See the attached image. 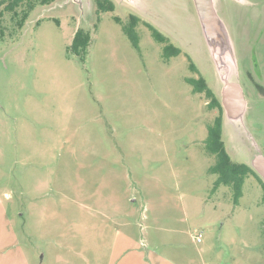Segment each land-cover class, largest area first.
I'll return each mask as SVG.
<instances>
[{"label": "rangeland", "instance_id": "obj_1", "mask_svg": "<svg viewBox=\"0 0 264 264\" xmlns=\"http://www.w3.org/2000/svg\"><path fill=\"white\" fill-rule=\"evenodd\" d=\"M111 1L98 13L96 0H57L23 28L24 8H0V238L12 226L26 264H94L83 240L99 244L108 213L176 264H264V180L246 177L237 202L232 186L214 189L205 141L220 111L188 82L203 77L221 103L226 82L242 87L247 109L223 107V140L252 167L264 156V0ZM145 22L182 53L167 58ZM79 30L85 61L71 51ZM66 240L72 251L55 250Z\"/></svg>", "mask_w": 264, "mask_h": 264}, {"label": "trees", "instance_id": "obj_2", "mask_svg": "<svg viewBox=\"0 0 264 264\" xmlns=\"http://www.w3.org/2000/svg\"><path fill=\"white\" fill-rule=\"evenodd\" d=\"M57 0H1L0 8L4 6V10L7 12L17 14L19 8H24L25 12L22 16L19 26L24 27V23L27 22L30 14L38 6H46L54 3ZM98 13L110 12L115 10V4L111 0H96ZM141 23L140 18L131 15L129 23L124 26L123 30L129 37L134 47H139V36L136 31V27ZM145 26L152 32L153 37L160 43L165 44L164 52L167 58L178 56L182 53V50L169 43L161 32H159L154 26L145 22ZM91 43V36L89 32L79 30L71 46V51L77 55L82 61L86 60L87 49ZM192 72L198 73L197 68L192 63L190 66ZM189 84L193 86L195 93L202 94L208 101L207 105L211 110L219 109L220 115L215 118L214 122L208 127V138L205 141L206 151L216 157V163L210 168V173L218 176L214 189L219 188L222 185L232 186L235 192V201L237 202L242 196V189L245 178L249 175L256 176L261 182L263 179L253 169V167L247 164H239L233 162L230 154L226 149L225 142L223 140V105L221 101L215 96L211 88L208 86L206 80L203 77L199 79H188ZM264 192V182L262 184ZM264 200V195H263ZM264 227V222H263Z\"/></svg>", "mask_w": 264, "mask_h": 264}, {"label": "crops", "instance_id": "obj_3", "mask_svg": "<svg viewBox=\"0 0 264 264\" xmlns=\"http://www.w3.org/2000/svg\"><path fill=\"white\" fill-rule=\"evenodd\" d=\"M3 197L9 203L13 199L11 193L7 191L3 192ZM7 209L2 208L0 197V213L2 212L5 217L6 213L10 214ZM100 215L105 221V228L101 229L99 244L92 245L89 238L83 240L84 251L99 252L94 254L92 260L94 264H176L161 253L159 244L151 242L153 240L149 239V232L146 229L138 230L137 222L127 215H121L118 219L108 213ZM2 232L7 235L6 242L0 238V264H26L28 260L23 246L19 242L10 241L12 234L15 235L12 226L2 229ZM56 247L55 250L58 252L73 250L67 240L60 242ZM59 257L57 253L54 260H58ZM82 263L91 264V253L87 254Z\"/></svg>", "mask_w": 264, "mask_h": 264}, {"label": "water", "instance_id": "obj_4", "mask_svg": "<svg viewBox=\"0 0 264 264\" xmlns=\"http://www.w3.org/2000/svg\"><path fill=\"white\" fill-rule=\"evenodd\" d=\"M222 105L230 118L242 116L247 109V99L242 87L237 83L226 82L222 91ZM253 169L264 180V156L257 155L252 164Z\"/></svg>", "mask_w": 264, "mask_h": 264}, {"label": "built area", "instance_id": "obj_5", "mask_svg": "<svg viewBox=\"0 0 264 264\" xmlns=\"http://www.w3.org/2000/svg\"><path fill=\"white\" fill-rule=\"evenodd\" d=\"M201 237H202L201 235L198 236V241L199 242L201 241Z\"/></svg>", "mask_w": 264, "mask_h": 264}]
</instances>
